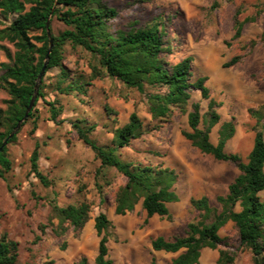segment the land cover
<instances>
[{"label": "rangeland", "instance_id": "rangeland-1", "mask_svg": "<svg viewBox=\"0 0 264 264\" xmlns=\"http://www.w3.org/2000/svg\"><path fill=\"white\" fill-rule=\"evenodd\" d=\"M103 1L117 10V18L110 23L111 30H127L134 23L138 27L161 18L166 38L174 49L164 55L165 59L174 64L191 57L192 80L206 77L210 99L219 103L220 121L211 130V143L217 142L220 125L233 120L235 133L225 151L245 162L253 144V129H262L264 135V46L260 42L264 31V0ZM14 17H0V30ZM242 21L245 23L241 36L233 40L235 25ZM63 28L61 22L52 19V33ZM40 34V31L32 32L31 36ZM1 46L11 54L14 48L7 41H0V63H5L8 60ZM63 54L62 66L69 79L62 85L81 78L90 85L85 87V92L65 95L56 88L60 69H50L44 74V97L35 106L37 119L25 121L16 142L8 145L11 169L0 178V235L7 233L19 244L17 264H76L80 258L93 264L99 241L94 218L102 212L113 224L107 243L113 264H149L151 257L157 264H169L180 252L153 251L151 241L157 237L171 240L184 235L186 225L198 214L191 208L190 199L205 196L210 206L220 211L216 197L227 193L228 185L239 174L237 167L232 162L217 161L201 153L185 139L182 131H191L186 115L176 112L161 128L153 129L145 95L129 91L110 78L90 81L89 63L96 60L87 52L65 46ZM236 57V63L225 67ZM146 92L152 90L146 89ZM8 99L0 89V109H6ZM208 101L199 91H191L190 106L199 103L201 114L207 111ZM49 103L61 109L54 122L50 120ZM132 112L150 131L121 149L120 158L174 171L176 180L172 188L178 201L167 204L171 219L153 216L145 221L141 200L132 212L115 215V195L126 178L113 168L105 170L104 178L98 179L101 188L95 186L98 162L79 140L74 126L93 128L90 138L99 146H109L114 130L124 126ZM36 143L40 145L39 170L51 182L47 188L30 172V155ZM81 185L85 186L84 192L78 193ZM258 196L264 199L263 192ZM82 198L93 205L78 237L71 229L61 237L55 236L49 225L50 219L53 225L57 224V218L51 213L52 205L62 207ZM238 210L236 207L235 211ZM40 225L47 226L44 233ZM218 234L229 238L230 247L218 248L235 255L233 264H253V255L239 245L232 222H227ZM36 237L40 240L35 243ZM218 257V249H203L198 264H216Z\"/></svg>", "mask_w": 264, "mask_h": 264}, {"label": "trees", "instance_id": "trees-1", "mask_svg": "<svg viewBox=\"0 0 264 264\" xmlns=\"http://www.w3.org/2000/svg\"><path fill=\"white\" fill-rule=\"evenodd\" d=\"M0 0V17L7 19L15 15L10 24L0 30V41L12 44L14 52L1 46L7 62L0 63V89L9 97L6 109H0V146L7 140L6 146L0 152V178L11 169L7 157L8 145L16 142L18 132L7 139L33 96L36 78L42 67L46 51L49 47L46 36V21L50 14L49 30L53 47L49 55L46 72L50 69H60V80L57 90L61 94L85 92L90 85L83 78L67 82L68 72L62 66L65 46L72 50L81 49L90 54L96 63H89V80L110 78L118 81L125 89L145 95L148 112L154 123L153 129H159L172 116L179 112L186 115L190 132L182 131V135L191 145L203 154L211 155L217 161H229L235 164L239 174L228 185L227 193L216 197L220 211L210 206L207 197L190 199L191 208L197 217L186 225L183 236H175L171 240L157 237L150 245L153 251L178 253L169 264H198L203 249H218L219 257L216 264H233L235 255L219 246L230 247L228 239L221 238L219 230L227 222L233 223V228L239 245L247 248L253 255V264H264V199L258 196L264 193V135L262 129L254 128L252 147L246 161L225 151L227 142L235 133L233 120L220 125L216 144L211 143L210 133L220 121L217 112L219 103L210 99L206 86V77L192 80L191 63L193 59L186 57L177 63H169L164 55L172 52L173 46L166 38L165 27L161 18H156L143 26L132 24L127 30H111L110 23L118 16L117 10L109 7L103 0ZM28 10L25 11V7ZM61 22L64 28L52 33V19ZM245 22H237L233 40L241 36ZM40 31L39 36H31L32 32ZM264 46V31L260 36ZM39 44V45H38ZM233 58L225 67H230L237 61ZM45 72V73H46ZM43 79L38 95L26 121L36 120L35 106L44 97ZM146 89L152 92L147 93ZM200 92L208 101V109L200 112L199 103L190 106L191 91ZM50 120L56 121L61 112L54 103H49ZM189 106L191 110H188ZM25 123L22 124V126ZM21 126V127H22ZM80 141L94 154L98 162L95 169V186L101 188L98 179L104 178L105 170L115 169L126 178V183L115 195L114 214L123 216L132 212L141 200L146 219L158 216L171 219L167 204L178 201V196L172 186L176 175L173 170L149 165L134 164L123 161L120 151L129 147L131 142L141 138L146 129L135 112L129 116L128 122L114 130L111 144L99 146L89 136L93 128L74 126ZM34 126V131L36 129ZM152 131V130H151ZM40 145L36 143L30 155V172L44 187L51 185L50 180L39 170ZM85 186L78 188V193L84 192ZM32 196L35 194L32 192ZM92 203L82 198L76 202L59 207L52 205L51 213L57 218L51 231L57 237L72 230L78 237L89 220ZM239 207L238 211L235 208ZM47 226L40 225L44 233ZM112 222L104 213L94 218V230L99 238L97 254L93 264H113L108 255L107 243ZM36 237L34 242L39 241ZM19 260V244L7 233L0 235V264H17ZM76 264H88L85 258H80ZM149 264H157L151 257Z\"/></svg>", "mask_w": 264, "mask_h": 264}, {"label": "water", "instance_id": "water-1", "mask_svg": "<svg viewBox=\"0 0 264 264\" xmlns=\"http://www.w3.org/2000/svg\"><path fill=\"white\" fill-rule=\"evenodd\" d=\"M54 7H56V0L54 2ZM51 15L52 14L49 15V17H48V19L46 21V25H45V27H46V36L48 38L49 47H48V49L46 51L45 58H44L42 67L40 69V72H39V74H38V76L36 78V83L34 85L33 96L30 99V102H29V104H28V106H27V108H26V110L24 112V115H23L22 119L17 122L16 126L13 128V130L11 131V133L9 134L7 139H10L11 137H13L19 131V129L21 128L22 124L27 120L28 115L32 111L33 106L35 104L40 84H41L42 79L44 77V74L46 72L47 64H48V61H49V55H50L51 49L53 47V41L51 39V34H50V30H49V21H50ZM6 144H7V140H4L2 142V144H1V146H0V152L3 150V148L6 146Z\"/></svg>", "mask_w": 264, "mask_h": 264}, {"label": "crops", "instance_id": "crops-1", "mask_svg": "<svg viewBox=\"0 0 264 264\" xmlns=\"http://www.w3.org/2000/svg\"><path fill=\"white\" fill-rule=\"evenodd\" d=\"M216 144V143H215ZM177 195V194H176ZM156 216V215H155Z\"/></svg>", "mask_w": 264, "mask_h": 264}]
</instances>
